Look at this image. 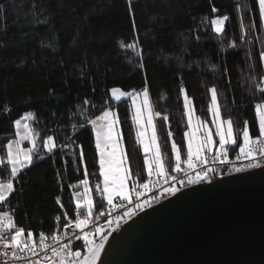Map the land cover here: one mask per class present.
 I'll list each match as a JSON object with an SVG mask.
<instances>
[{"label": "trees", "instance_id": "1", "mask_svg": "<svg viewBox=\"0 0 264 264\" xmlns=\"http://www.w3.org/2000/svg\"><path fill=\"white\" fill-rule=\"evenodd\" d=\"M225 15L229 18L223 31L216 33L211 20ZM137 41L134 50L127 47ZM261 52L264 28L256 0H0V155L5 157L14 122L26 113L32 114V130L41 145L33 163L16 177L7 203H0V214L7 212L18 226L33 232L35 242L40 233L54 234L56 217H61L60 228L64 209L74 212L73 187L84 179L85 170L92 187L99 182L91 122L105 110L117 111L130 167L140 173L138 182L143 181L145 155L129 98L113 101L112 88L137 93L147 83L168 167L175 158L173 140L184 147L180 87L206 120L209 89L215 87L222 117L231 119L238 133L248 120L255 140V104L264 80ZM49 135L57 145L51 154L43 148ZM241 144L239 134L237 144L226 150L237 151ZM181 159H187L184 152ZM0 178L11 177L0 168Z\"/></svg>", "mask_w": 264, "mask_h": 264}, {"label": "snow or ice", "instance_id": "2", "mask_svg": "<svg viewBox=\"0 0 264 264\" xmlns=\"http://www.w3.org/2000/svg\"><path fill=\"white\" fill-rule=\"evenodd\" d=\"M258 3L259 12V26L264 28V0H256ZM248 11H252V8L245 6ZM239 10V9H238ZM218 9L216 7L212 8V13H217ZM129 14H133V9L129 7ZM228 16L223 18H214L211 20V25L216 33L223 31V25L228 19ZM243 26V25H242ZM252 27H256L255 21L252 23ZM133 32L137 31V26L135 21L132 23ZM138 41L127 45L128 48L135 49L137 47ZM124 47V45H122ZM260 61L264 63V52L260 53ZM142 68L143 65L141 64ZM264 82V80H262ZM211 92V103L213 107V121H221L220 110L217 105V89L212 87L209 89ZM261 93V99L255 104V118L258 122L253 125V128L258 126V137L260 144H264V87L259 89ZM180 94L184 99V107L186 109V114L188 115V124L191 128L192 126V115L189 105L191 100L186 93L184 87H180ZM111 95L113 98L119 100L121 97L128 96L132 99L133 107L136 109L132 119L134 124L141 125L142 121L145 119L147 114L146 124L148 127H154L151 107L149 105V90L148 85L145 83L143 88V103L137 106V99L139 94L136 92L125 93L121 91L120 88H112ZM85 104H88V100H84ZM158 115V113L156 114ZM32 114L28 113L25 119L31 118ZM164 121L167 122V117H163ZM98 121L105 122L100 128H97L96 122H93V129L96 134V149L99 157V175L98 180L102 178V187L98 183L96 185V192L101 197L95 207L101 209L99 215L94 212V200L93 197L89 195V182L86 178L88 173L85 170V179L80 181L83 185V193L78 191L79 186H74L72 191V203L75 204V215L73 216V210L71 208L64 209L63 211V228L65 229L64 238L69 239V243L60 245L61 236L59 232L57 234H50L46 236L44 233L39 234V242L36 243L33 238V232L25 230L23 226H18L11 216L7 212L0 214V241L3 242V251H0V255L8 257L2 264H9V261L25 260L27 264H96L99 259L100 251L103 249L105 242L108 239V235L113 231H117L121 226V222L127 223L137 211H144L145 208L151 207V201L145 200L143 203L140 202V197L147 191H149V186L151 179L148 182L139 183L140 173L135 172L130 167V160L123 151L119 152L118 149L122 143V137L116 132V127L119 125L118 116L114 115L111 111L105 110L103 114L97 117ZM15 125L17 128L21 126V120H16ZM226 125V127H225ZM24 127L27 129L28 125L25 124ZM215 136L219 138L218 144L219 149L217 155L214 159H219L221 163L227 158V145H236L238 135L242 134V145H239V154L244 156L249 160V163L245 167L235 168L236 172H243L249 169L264 168V163L253 162L255 157L252 155L253 149L251 145L256 143L250 135L249 121L245 120L243 127L239 129V133L234 128L233 121L231 119L222 120L220 123H215ZM146 133L143 131H137L136 137L139 144L142 145L145 153L144 164L147 167V172L149 178L155 173L157 176H165V163L166 154L162 153L161 147L157 145L156 136L150 141H145ZM184 136L187 140V168H194V158L196 162L203 163L207 157H202V153L212 151L214 138L213 135L206 134L203 139L197 140L195 133L185 132ZM173 133L168 132V138L172 139ZM28 138V137H25ZM70 139V138H69ZM35 145V140L32 141ZM57 147L54 137L49 135L43 140V148L47 153H53L54 149ZM6 159L0 158V168L4 169V172L10 175V179L5 181H0V203H7L9 196L15 191L14 182L21 169L27 165L33 163V150L29 149L25 151L20 147V141L15 142L10 141L6 145ZM171 152L175 156V165L171 167L172 172L180 173L183 171L181 168V155L184 152V147L179 145L173 140L171 144ZM264 155V152H262ZM43 159L42 156L38 157ZM79 162L83 164L85 162V157L83 151L81 150ZM214 171L212 168H208L207 171H200L196 176L188 175L187 180L181 179L179 181L182 187L202 183L205 180L210 182V178L207 176V172ZM231 174V173H229ZM175 179V177H173ZM167 179V177H165ZM158 182V181H157ZM179 189L174 186H169L165 191L167 194L176 195ZM133 193H135V199L133 200ZM118 196L120 198V205L123 202H127L129 205H134L133 207H126L123 211V215H117L115 217L116 227H112V220L109 219V231L106 234L101 235V228L94 227L93 221L99 219L100 216H104L105 212L104 201L107 202L108 214L110 215L112 210L117 207L114 203V197ZM157 199L158 198H154ZM57 203L61 204V200L58 197ZM63 209V205L61 204ZM59 222L61 220L60 216L56 217ZM94 227V232L92 228ZM6 230V231H5ZM59 230V224H58ZM71 233V237H69ZM100 236L99 243L95 242L94 237ZM71 238L83 241L84 252L73 251V246L71 244ZM51 239L55 241L59 246H53L48 244L47 241ZM79 247V246H77ZM39 249V251L37 250ZM10 250V251H9ZM49 251L51 255H49ZM24 254L23 256L21 254ZM31 253L32 256L37 257V259H31L27 254ZM40 253H43L41 256Z\"/></svg>", "mask_w": 264, "mask_h": 264}, {"label": "water", "instance_id": "3", "mask_svg": "<svg viewBox=\"0 0 264 264\" xmlns=\"http://www.w3.org/2000/svg\"><path fill=\"white\" fill-rule=\"evenodd\" d=\"M96 264H264V168L145 209L108 236Z\"/></svg>", "mask_w": 264, "mask_h": 264}, {"label": "built area", "instance_id": "4", "mask_svg": "<svg viewBox=\"0 0 264 264\" xmlns=\"http://www.w3.org/2000/svg\"><path fill=\"white\" fill-rule=\"evenodd\" d=\"M261 87H264V82L262 83ZM256 123L258 125L257 121H256ZM255 140H256V143L254 145H251V147L253 149L252 155L255 157V160L253 162L258 161V162L264 163V155H262V152H264V144H260L258 139H255ZM226 151H227L228 155H227V158L224 160L223 163H221V161L219 159H214V157L217 155V152H214L212 154L207 155L206 156L207 158L204 160L203 163L196 162L194 159V168L193 169H188L187 164H184L182 159H181V168L183 169V171H181L180 173L172 172L170 170L171 167H168V165L165 163V160H164L165 176H157V175L153 174L151 176V178H149V176H146L143 179V181L139 182V183H144V182H148L149 179H151L149 191L145 192L140 197V202L143 203L145 200L151 201V207H153L156 204L160 203L161 201H164L165 199L173 196V195L167 194L165 191L169 186H174V187L178 188L179 189L177 191V193H178L182 190L188 189V188L196 186V185L210 183V182H212V181H214L220 177H226L228 175L242 173V172H236L235 168L245 167L249 163V160L244 156H240V158L238 159L237 156L239 154V150H237V151L226 150ZM174 165H175V158H174L172 166H174ZM208 168L214 169V171L207 172V176L210 178V182H208V180H205L202 183L192 184V185H188V186H184V187H182L180 185L179 181L181 179H183L185 181L187 180V176L185 175V171H187L188 175L196 176L200 171H202V170L207 171ZM250 170H253V169H249L247 171H250ZM243 172H246V171H243ZM229 173H231V174H229ZM165 177H167V179H165ZM173 177H175V179ZM154 198H158V200L154 199ZM134 199H135V193H133V200ZM60 200H61V198H60ZM56 202H57V199H56ZM114 203L117 204V207L112 210L110 215L108 214V207L109 206L106 204L103 208L105 215L100 216L99 219H95L93 221L94 227L101 228V235L106 234L109 231V223H108L109 219H111L113 222L112 227H116L115 217L117 215H120V216L123 215V211L125 209V206L126 207H133L134 206V205H129L126 201L123 202L124 206L120 205V201H115ZM147 208H150V207H147ZM147 208H145V209H147ZM100 211H101V209L98 208L94 212L97 215H99ZM141 212L142 211H137L134 216H136L138 213H141ZM74 215H75V212H73V216ZM56 223L60 224V221L58 222L56 220ZM124 224L125 223L121 222V226L119 227V229ZM94 227L92 228L93 232H94ZM119 229L117 231H113V232L117 233L119 231ZM57 232H59V235L61 236L60 245L69 243V239L64 238L63 234L65 232V229L63 228V225L54 234H57ZM69 237H71V233H69ZM100 238H101L100 236H95L94 237L95 242L99 243ZM38 242H39V239L36 241V243H38ZM47 243L51 244L53 246H59L56 244L55 241H52L51 239H49L47 241ZM71 244L73 246V251H81L82 253L84 252L82 240H76L74 238H71ZM2 245H3V242L0 241V251H3ZM77 246H79V247H77ZM37 250L39 251V249H37ZM21 255L23 256L24 254L22 253ZM27 255L33 260L37 259V257L32 256L31 253H28ZM40 255L42 256L43 253H40ZM49 255H51L50 251H49ZM5 259H8V257H4V256L0 255V264H2V262ZM9 264H27V261H25V260L11 261L10 260ZM41 264H43V261L41 262ZM57 264H58V261H57Z\"/></svg>", "mask_w": 264, "mask_h": 264}, {"label": "rangeland", "instance_id": "5", "mask_svg": "<svg viewBox=\"0 0 264 264\" xmlns=\"http://www.w3.org/2000/svg\"><path fill=\"white\" fill-rule=\"evenodd\" d=\"M137 93L139 94V97L137 99V106H139L140 104L143 103V90L142 91H139ZM211 95L212 94L210 92L209 119L208 120L203 119L201 116H199L198 114L195 113V110H194V107H193L192 102L189 105V108L191 109V115H192V126H191V128L189 127V124H188V115L186 114V109L184 107L185 123H186V130H185V132H193V133H195V137H196L197 140L203 139L206 134L213 135V138H214L213 149L210 152L206 151V152L202 153V157H206L209 154H212L214 152H218V149H219L218 140H219V138L214 135L215 134V131H216L215 123H220L222 120H226L225 118L222 117V114H221V111H220L221 121H216L214 123V121H213V115H212L213 107H212V103H211ZM110 96H111V99L113 101H115V102H120L122 100H126L127 98H129L128 100H129L130 108H131V116L133 117L136 109L133 107L132 99L130 97L124 96V97H121L119 100H117V99H115V98L112 97L111 91H110ZM183 104H184V99H183ZM149 105H150V102H149ZM150 107H151V105H150ZM216 107L219 108L218 102H217ZM151 110H152V108H151ZM108 111H111L112 113H114V115L118 116V113H117L116 110H108ZM26 114H28V113H26ZM26 114H24L22 117L19 118V120H21V126L19 128L16 127L15 122H14V135H13V137H11L8 140L7 144L10 141L15 142V141L19 140L20 141V147L22 149H24L25 151H27L29 149H32L33 150V155H34L36 152L39 151L41 145L39 143L38 136L32 130V125H31L32 117L31 118H28V119H25ZM152 114H153V112H152ZM101 115H99V116H101ZM153 116H154V114H153ZM118 118H119V116H118ZM132 121H133V119H132ZM146 121H147V114L145 115V119H144V121H142L141 125H136L133 122V124L135 125V133L137 131H143V132H145L146 133V135L144 137L145 141H150L151 138L153 137V134H155V136H156V142H157V145L159 146V142H158V138H157V132H156V128H155L154 119H153V125H154V127H148L147 124H146ZM93 122H96L97 128H100L102 125H104L105 122L98 121L97 120V117L91 122V129H92V133H93V137H94V145H96V134H95V131L93 129ZM25 124L28 125V128L27 129L24 127ZM225 127H226V125H225ZM116 132L119 133V135L122 137V143L120 145V148L118 149V155H119V152L120 151H123V153L127 156L125 141H124L123 134H122V130H121V126H120V120H119V125L116 127ZM25 137H28V138H25ZM33 140H35V145L32 142ZM242 143H243V140H242ZM139 145L141 146L142 153L145 155L144 149H143L142 145L141 144H139ZM227 146H226V148H227ZM95 149H96V146H95ZM6 151L7 150L5 149V157H3L2 155H0V158H5L6 159ZM186 151H187V140H186V138L184 136V155L187 157ZM96 153H97V149H96ZM98 160H99V157H98V154H97V163H98ZM29 166L30 165H27V166L23 167L21 169V171H23L24 169H26ZM98 167H99V165H98ZM98 175H99V170H98ZM86 178L88 179V182H89V195L93 197L94 207H95V203H96L95 196H97L101 200V197L96 192V185L98 183H100L101 184V187H102V178L99 179V182L93 183V187L91 186L92 185L91 184V180L89 179L88 175H87ZM84 179H85V177H84ZM1 180L2 179L0 178V181ZM75 186H79L78 191L80 193H83V185H81L79 183V184H77ZM115 200H120V198L118 196H116V197H114V201Z\"/></svg>", "mask_w": 264, "mask_h": 264}, {"label": "crops", "instance_id": "6", "mask_svg": "<svg viewBox=\"0 0 264 264\" xmlns=\"http://www.w3.org/2000/svg\"><path fill=\"white\" fill-rule=\"evenodd\" d=\"M263 64H264V63H263ZM256 139H257V138H256ZM144 157H145V156H144ZM187 159H188V158H187ZM187 159H186V160H183V163H184V164H187V163H186ZM194 159H195V158H194ZM144 171H145V176H148L147 167L145 166V164H144ZM153 174H155V173H153ZM91 186H92V185H91ZM115 201H120V200H115ZM115 201H114V202H115Z\"/></svg>", "mask_w": 264, "mask_h": 264}]
</instances>
